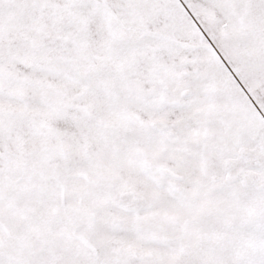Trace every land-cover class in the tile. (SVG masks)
<instances>
[{
  "label": "snow or ice",
  "instance_id": "1",
  "mask_svg": "<svg viewBox=\"0 0 264 264\" xmlns=\"http://www.w3.org/2000/svg\"><path fill=\"white\" fill-rule=\"evenodd\" d=\"M0 264H264V0H0Z\"/></svg>",
  "mask_w": 264,
  "mask_h": 264
}]
</instances>
